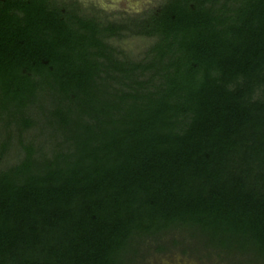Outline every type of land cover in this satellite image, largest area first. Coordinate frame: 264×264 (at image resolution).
<instances>
[{"label":"trees","instance_id":"obj_1","mask_svg":"<svg viewBox=\"0 0 264 264\" xmlns=\"http://www.w3.org/2000/svg\"><path fill=\"white\" fill-rule=\"evenodd\" d=\"M108 17L0 0V264H264V0Z\"/></svg>","mask_w":264,"mask_h":264},{"label":"rangeland","instance_id":"obj_2","mask_svg":"<svg viewBox=\"0 0 264 264\" xmlns=\"http://www.w3.org/2000/svg\"><path fill=\"white\" fill-rule=\"evenodd\" d=\"M86 11L95 9L99 14L117 19L125 15H133L155 7L160 0H76ZM147 41L140 38H126L116 43L124 51L132 54L139 53ZM179 248H170L164 253L149 251L141 264H224L211 257L204 259L189 254L179 253Z\"/></svg>","mask_w":264,"mask_h":264}]
</instances>
